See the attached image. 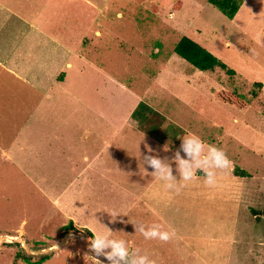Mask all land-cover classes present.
<instances>
[{
    "label": "rangeland",
    "instance_id": "1",
    "mask_svg": "<svg viewBox=\"0 0 264 264\" xmlns=\"http://www.w3.org/2000/svg\"><path fill=\"white\" fill-rule=\"evenodd\" d=\"M0 1L5 7L0 10L2 15L10 14L6 11L9 9L21 15L50 13L48 21L54 30L65 31L57 37L76 54H69L72 68L67 70L65 85L80 94L76 109L80 118H68V122L74 119L80 124V131L73 137L80 144L85 142L82 130L86 125L109 123L104 115L101 119L88 111H107L119 124L121 117L114 113L124 114L133 107L134 118L149 134H194L223 149L232 162L229 169L217 171L214 187L204 183V175L198 177L197 187L189 186L194 183L190 181L179 191L166 190L163 182L155 179L149 191L157 213L141 211L140 187L133 184H147L150 176L142 178V166L130 168L126 163L134 146L127 144L132 138L124 130L117 141V151L123 155L119 164L122 170L115 176L118 180L110 183L92 179L85 183V192L94 196L76 197L80 199L79 213L70 210L69 221L59 219V223H66L57 228L55 238L50 236L54 220H47L50 205L41 203L38 195L31 204L35 190L29 179L20 170L0 163V264H28L24 255L33 260L43 255L51 257L41 264H93L87 257L94 253L89 251L91 237L85 228L92 234L123 239L130 251L139 249L146 254L140 248L142 235L132 223L145 227L161 224L162 230H168L166 222L179 235L175 239L180 251L172 252L174 256L161 253L149 257H154L157 264H264V0H238L240 6L232 18L208 0ZM12 19L6 28L14 22ZM17 23L23 25L22 21ZM182 36L198 42L234 73L219 67L198 70L179 57L174 46ZM43 38L49 43L48 37ZM44 39L37 33L41 41H37V47L43 46ZM217 89L237 92L247 106L237 108L215 99ZM24 91L34 93L31 86L12 75L0 74L1 93L20 95ZM14 98L0 101L4 104L0 107L1 130L12 125L19 114L11 115L9 109H24L21 100ZM158 109L167 116L155 111ZM161 124L165 131L158 128ZM102 128L95 137H107V130ZM10 133L0 131V137L7 141ZM235 167L244 176L236 174ZM113 213L118 215L116 219ZM22 219L26 221L24 230L17 229ZM70 222L76 223L77 231L64 230ZM40 231L48 235L35 241L33 236ZM98 259L109 264L104 256Z\"/></svg>",
    "mask_w": 264,
    "mask_h": 264
},
{
    "label": "crops",
    "instance_id": "2",
    "mask_svg": "<svg viewBox=\"0 0 264 264\" xmlns=\"http://www.w3.org/2000/svg\"><path fill=\"white\" fill-rule=\"evenodd\" d=\"M1 9H5V7L4 3L0 1ZM6 11H9L10 14L2 15L0 13V33L3 30L4 35L3 40L0 39V43L3 42V45L0 46V74L3 77L5 73L12 75L15 80L31 86L34 93L24 91V94L17 95L15 93L5 94L0 92V101L5 97L15 101L14 97H17L21 100L20 106L24 107L21 112L18 108L14 109V112L9 109L11 115L16 112L19 114L16 113L12 125L5 126L3 129L10 131L11 135L7 141L0 137V163L8 164L13 171L20 170L22 176L29 179L35 190L32 191L31 204L35 203L34 200L38 195L41 203L47 206L50 205L51 211L47 212H51V215L47 217V220H54L50 236L55 238L57 228L66 223H59L60 218L64 217L68 221L70 220L68 215L70 210L79 213L78 201L80 199H77V196H80V194L82 196H87L86 194L94 196L89 191L85 192L83 189H86L85 183L92 179H104L110 183H116L118 179L115 176L122 170L119 164L123 160L121 158L123 155L121 156V153L117 151V141L121 140L124 130H128L132 138L131 140L128 137L127 144L130 145L131 143L134 146V152L131 153V157L126 163L131 164L130 168L133 165L134 167L136 165L142 166V170L144 169L145 172H142V178L145 174L151 177L147 180V184L142 181L141 185H139V182L133 184L140 187L141 211L148 210L157 213L155 209L157 205L150 196L149 191L155 180L151 175L153 169L144 165L143 156L148 154V148H151L153 149L152 154H159L161 158L165 156L171 158L175 151L180 148L181 139L184 136L176 134L171 138L149 134L145 126L139 124L138 120L134 118L133 112L135 109L133 107L125 111L124 114L114 113V115L121 117L119 124L116 123L118 121L117 117L111 118L107 111L97 109L94 112L88 111V113L91 116L98 114L101 119L105 116L106 122L109 123L108 125H86L87 128L82 130L85 132L82 136L85 142L80 144L79 140L73 138L80 131V124H75L74 119L70 124L68 122V118H80L76 111L78 104H80V94L68 90L65 85L67 70L72 68L69 54L71 52L72 55L76 56L75 52L66 47L62 40L57 37L58 33H64L65 31L63 29L54 30L53 23L48 21L52 17V15L49 17L50 13H37L34 16L33 14L21 15L10 9ZM38 18L43 19L42 22ZM11 19L14 22L6 28ZM17 21H22L23 25L17 23ZM37 33L40 39L48 37L49 43H46L44 39L43 46L39 45L37 47V41L41 42L37 40ZM53 41L55 44H52ZM0 107H4V104L1 103ZM155 111L160 113L159 109ZM160 114L166 115V112ZM50 116H52V119H50ZM54 120L59 121V123H52ZM5 122L9 125L10 120ZM101 127H103V131L107 130V137L94 136L100 133ZM94 128H96V131H94ZM158 128L162 130V124ZM3 130L0 129V131ZM162 131H165V127ZM92 134L93 136H90ZM124 141H126V138ZM165 145H168L170 151H163ZM205 145L209 144L205 143ZM181 155L187 158L185 153L181 152ZM172 166L174 169L173 174L178 176L175 171V164ZM203 175L202 172H197V178L193 180V185L189 186L197 187L198 177ZM152 190L155 192L154 190H157V188L154 187ZM145 191L147 192L145 193ZM126 192L131 193L130 188H126ZM135 195L138 196V193H135ZM4 197L7 200L9 194ZM156 216L160 218L159 215ZM162 221L165 224L166 221ZM73 222L72 224L76 226V223ZM166 223L172 225L170 222ZM25 224L26 221L22 219L17 229L24 230ZM40 224L42 227L43 224ZM152 224L155 223L148 224L146 227ZM168 224L166 226L168 230H173ZM26 233L28 234L27 231ZM47 233L40 231L33 238L37 241L38 238H45L48 235ZM130 242L128 241V244ZM140 242L142 252L149 257L161 253L165 256L168 254L174 256L172 252L175 254V252L179 253L180 251L175 238L170 240L169 245L166 246H163L164 242L146 240L143 236H141ZM50 259L51 257L45 260L47 261L45 263H48Z\"/></svg>",
    "mask_w": 264,
    "mask_h": 264
},
{
    "label": "clouds",
    "instance_id": "3",
    "mask_svg": "<svg viewBox=\"0 0 264 264\" xmlns=\"http://www.w3.org/2000/svg\"><path fill=\"white\" fill-rule=\"evenodd\" d=\"M180 148L174 155L161 158L159 154H152L153 149L148 148V154L143 156V163L153 169L151 175L153 178L163 182L166 190H176L186 185V182L197 178V172L204 174V183L209 187L217 184V171L226 170L231 167V160L225 151L214 145H205V143L196 135L189 134L181 139ZM164 152L170 151L168 145L163 148ZM181 152L186 154L185 158ZM173 164L175 171L179 176L173 174ZM111 216H118L113 213ZM114 221V220H113ZM136 232H139L146 240H159L167 243L176 237L175 230H162V225L152 224L145 227L143 223H132ZM93 238L89 240V251L94 253L87 256L93 261V264H103L98 259L104 256L109 264H157L156 260L150 259L147 254H141L139 249L130 251L127 242L123 239L111 238L108 234H97L93 232Z\"/></svg>",
    "mask_w": 264,
    "mask_h": 264
},
{
    "label": "trees",
    "instance_id": "4",
    "mask_svg": "<svg viewBox=\"0 0 264 264\" xmlns=\"http://www.w3.org/2000/svg\"><path fill=\"white\" fill-rule=\"evenodd\" d=\"M211 4L216 6L222 13L228 18H232L237 12L240 1L238 0H208ZM174 52L181 58L188 61L192 66L198 70H212L215 67L225 69L228 73H234V70L227 67L219 58L214 54L202 47L198 42L191 39L188 36H182L174 46ZM256 84H261L260 82ZM214 98L228 103L237 108H244L247 106V101L237 92L227 89L214 90ZM234 172L240 176H244L243 171H237L235 167ZM65 231L74 230L77 231L76 227L70 222L68 225L63 227ZM92 238L93 234L88 229H83ZM23 260L28 264H41L49 257L43 255L36 260H33L30 255H24Z\"/></svg>",
    "mask_w": 264,
    "mask_h": 264
},
{
    "label": "built area",
    "instance_id": "5",
    "mask_svg": "<svg viewBox=\"0 0 264 264\" xmlns=\"http://www.w3.org/2000/svg\"><path fill=\"white\" fill-rule=\"evenodd\" d=\"M9 237H10V236H9ZM11 238L15 240V239H16V236H11Z\"/></svg>",
    "mask_w": 264,
    "mask_h": 264
}]
</instances>
